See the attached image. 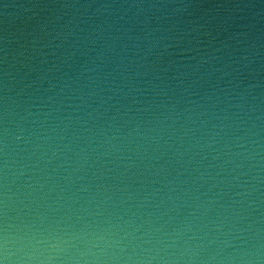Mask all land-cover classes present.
Listing matches in <instances>:
<instances>
[{"label": "water", "instance_id": "1", "mask_svg": "<svg viewBox=\"0 0 264 264\" xmlns=\"http://www.w3.org/2000/svg\"><path fill=\"white\" fill-rule=\"evenodd\" d=\"M0 264H264V0H0Z\"/></svg>", "mask_w": 264, "mask_h": 264}]
</instances>
